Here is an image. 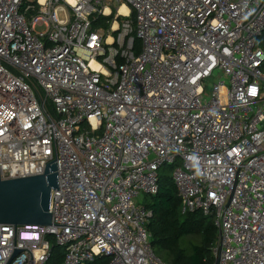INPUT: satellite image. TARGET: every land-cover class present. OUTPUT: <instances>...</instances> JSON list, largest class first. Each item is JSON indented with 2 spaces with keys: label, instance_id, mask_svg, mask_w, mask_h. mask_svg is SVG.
<instances>
[{
  "label": "built area",
  "instance_id": "2783aa9c",
  "mask_svg": "<svg viewBox=\"0 0 264 264\" xmlns=\"http://www.w3.org/2000/svg\"><path fill=\"white\" fill-rule=\"evenodd\" d=\"M263 35L264 0H0V179L58 182L50 226L0 225V264H46L48 236L62 264H166L164 166L219 264H264Z\"/></svg>",
  "mask_w": 264,
  "mask_h": 264
},
{
  "label": "trees",
  "instance_id": "16d2710c",
  "mask_svg": "<svg viewBox=\"0 0 264 264\" xmlns=\"http://www.w3.org/2000/svg\"><path fill=\"white\" fill-rule=\"evenodd\" d=\"M131 17L133 18V15ZM110 19L111 17H99L93 22V29H108L109 24L105 21ZM261 40L264 49V35ZM135 42L139 44L138 41ZM160 170L157 193L145 197L144 200L145 207L152 214L146 224V230L149 232L150 246L155 255L166 264H214L218 230L213 226L211 219L205 217L200 210L186 215L180 213L181 200L171 174L161 173ZM47 240L51 253L46 264H62L63 250L55 245L51 236H48ZM108 260L106 257H98L91 264H107Z\"/></svg>",
  "mask_w": 264,
  "mask_h": 264
},
{
  "label": "water",
  "instance_id": "95a60500",
  "mask_svg": "<svg viewBox=\"0 0 264 264\" xmlns=\"http://www.w3.org/2000/svg\"><path fill=\"white\" fill-rule=\"evenodd\" d=\"M55 190H58L56 160L48 163L44 172L38 176L4 181L0 179V225L14 226V234L15 227L50 226L52 194ZM13 251L12 258L21 250L14 247ZM220 252L221 246L218 242L214 264H219ZM30 259L32 260V255ZM9 261L10 258L6 264Z\"/></svg>",
  "mask_w": 264,
  "mask_h": 264
},
{
  "label": "rangeland",
  "instance_id": "374dc122",
  "mask_svg": "<svg viewBox=\"0 0 264 264\" xmlns=\"http://www.w3.org/2000/svg\"><path fill=\"white\" fill-rule=\"evenodd\" d=\"M172 171H173L172 168H170L169 166H166L165 168H162L160 170L161 173L168 174V175H170Z\"/></svg>",
  "mask_w": 264,
  "mask_h": 264
},
{
  "label": "bare ground",
  "instance_id": "6f19581e",
  "mask_svg": "<svg viewBox=\"0 0 264 264\" xmlns=\"http://www.w3.org/2000/svg\"><path fill=\"white\" fill-rule=\"evenodd\" d=\"M122 13H125L127 14L128 10L126 9L125 6H121L120 9H119Z\"/></svg>",
  "mask_w": 264,
  "mask_h": 264
}]
</instances>
